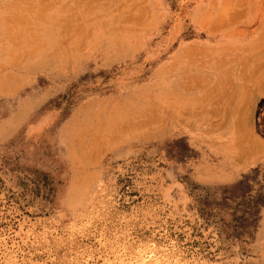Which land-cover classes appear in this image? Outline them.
I'll return each instance as SVG.
<instances>
[{
    "label": "rangeland",
    "instance_id": "rangeland-1",
    "mask_svg": "<svg viewBox=\"0 0 264 264\" xmlns=\"http://www.w3.org/2000/svg\"><path fill=\"white\" fill-rule=\"evenodd\" d=\"M0 264H264V0H0Z\"/></svg>",
    "mask_w": 264,
    "mask_h": 264
}]
</instances>
